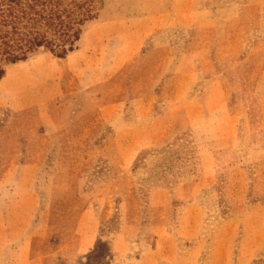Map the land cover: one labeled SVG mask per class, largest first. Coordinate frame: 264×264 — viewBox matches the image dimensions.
Instances as JSON below:
<instances>
[{
  "label": "rangeland",
  "instance_id": "1",
  "mask_svg": "<svg viewBox=\"0 0 264 264\" xmlns=\"http://www.w3.org/2000/svg\"><path fill=\"white\" fill-rule=\"evenodd\" d=\"M104 0L0 80V264H264V3Z\"/></svg>",
  "mask_w": 264,
  "mask_h": 264
},
{
  "label": "trees",
  "instance_id": "2",
  "mask_svg": "<svg viewBox=\"0 0 264 264\" xmlns=\"http://www.w3.org/2000/svg\"><path fill=\"white\" fill-rule=\"evenodd\" d=\"M104 0H0V80L6 67L44 48L60 59L73 52L82 27Z\"/></svg>",
  "mask_w": 264,
  "mask_h": 264
},
{
  "label": "crops",
  "instance_id": "3",
  "mask_svg": "<svg viewBox=\"0 0 264 264\" xmlns=\"http://www.w3.org/2000/svg\"><path fill=\"white\" fill-rule=\"evenodd\" d=\"M261 2L264 3V0H262Z\"/></svg>",
  "mask_w": 264,
  "mask_h": 264
}]
</instances>
